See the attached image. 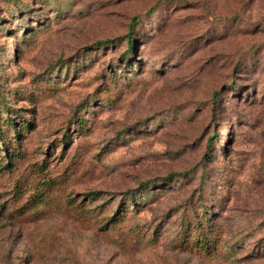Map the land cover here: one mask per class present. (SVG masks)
I'll use <instances>...</instances> for the list:
<instances>
[{
    "label": "rangeland",
    "instance_id": "374dc122",
    "mask_svg": "<svg viewBox=\"0 0 264 264\" xmlns=\"http://www.w3.org/2000/svg\"><path fill=\"white\" fill-rule=\"evenodd\" d=\"M0 264H264V0H0Z\"/></svg>",
    "mask_w": 264,
    "mask_h": 264
},
{
    "label": "trees",
    "instance_id": "16d2710c",
    "mask_svg": "<svg viewBox=\"0 0 264 264\" xmlns=\"http://www.w3.org/2000/svg\"><path fill=\"white\" fill-rule=\"evenodd\" d=\"M151 9H152V8H150V9L148 10V12H150ZM136 21H137V18L134 16V17L132 18V24L130 25V27H129V32H128V34H127L128 38H131V33H132V30H133V24L136 23ZM99 43H100V44H103V43H105V41H99Z\"/></svg>",
    "mask_w": 264,
    "mask_h": 264
}]
</instances>
